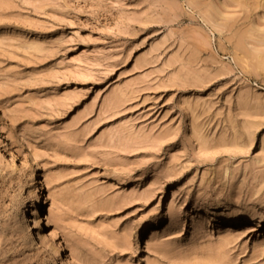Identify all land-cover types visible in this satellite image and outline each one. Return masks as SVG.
I'll return each instance as SVG.
<instances>
[{"label": "rangeland", "instance_id": "rangeland-1", "mask_svg": "<svg viewBox=\"0 0 264 264\" xmlns=\"http://www.w3.org/2000/svg\"><path fill=\"white\" fill-rule=\"evenodd\" d=\"M52 258L264 264V0H0V264Z\"/></svg>", "mask_w": 264, "mask_h": 264}, {"label": "bare ground", "instance_id": "bare-ground-1", "mask_svg": "<svg viewBox=\"0 0 264 264\" xmlns=\"http://www.w3.org/2000/svg\"><path fill=\"white\" fill-rule=\"evenodd\" d=\"M35 173H36V167L33 168V172H32V174H30V177H32V175ZM32 179H33V177H32ZM44 189H45V186L43 185V183H40L37 186L36 192H34L33 190L30 191L31 197L36 198L37 203L39 205L35 209L37 213L32 218L23 215L22 220H21V223L24 225V228L26 229V232H27L26 240L28 242L34 241L39 246H43V247L46 245L47 240L42 236L41 233H39L36 230V228L47 224L49 221V215L43 211L45 209H40L41 207H43L44 204H47V202H48L46 193H43ZM39 209L41 212L39 211ZM29 220H32V222H33L31 227H30V222H28ZM239 220L240 219L238 217H233L232 219L229 220V222L230 221L231 222H238ZM251 226L253 227L254 225L251 224ZM252 227H250V228H252ZM52 247L54 249H56L58 252L60 251V247H59L58 243L53 244ZM52 261L54 264H58V262L56 261V258H52Z\"/></svg>", "mask_w": 264, "mask_h": 264}]
</instances>
